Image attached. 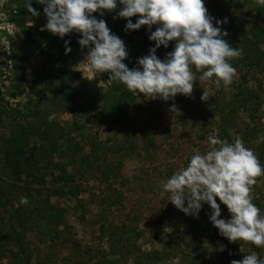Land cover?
I'll list each match as a JSON object with an SVG mask.
<instances>
[{"label": "rangeland", "instance_id": "374dc122", "mask_svg": "<svg viewBox=\"0 0 264 264\" xmlns=\"http://www.w3.org/2000/svg\"><path fill=\"white\" fill-rule=\"evenodd\" d=\"M212 1L203 3L216 21V12L221 7L215 9ZM19 3L22 0H0V97L4 99L0 101V137L8 136L18 123L26 126L33 122L31 117L24 116L30 108L28 101L33 100L28 92L32 82L37 88L45 81L52 86L67 83L79 88L76 100L86 114L66 111L56 115L62 137L58 138L52 155L48 152L51 139L32 140L45 159L34 171L38 177L44 176L45 181L44 189L40 188L42 194L36 192L34 198L48 196L56 212L62 213L63 222L44 216L43 208L32 202L27 209L32 212L30 221L24 229L19 228L13 222L14 217L9 218L14 216L18 198L25 196L19 187L26 184L35 188L40 184H30L24 178L25 182L12 186L0 174V189L12 193L5 191L6 198H2V203L8 205L7 211L0 208V240L5 250L0 264H230L250 251L264 258V246L241 240L230 242L220 235L208 219L211 209L206 203L197 217L185 215L167 202L163 190V182L187 164L194 150L203 153L208 149L209 135L228 142L238 135L264 165V66L237 68V75L227 87L215 88L197 79L190 95L177 94L167 101L147 99L133 92L130 101H117L124 108L121 116L116 117L105 109L109 104L102 108L105 102L110 103L113 94H118L110 93L112 81H107L104 73H90L81 63L88 48L68 45L71 51L60 58L55 54L57 46L50 44L54 39L64 44L66 37L75 39L77 34L73 31L60 38L47 30L41 31L46 23L44 6L36 17L27 15L17 23L10 21ZM259 5L253 0L245 7L233 8L230 15L239 17L242 31L259 25L262 34L258 47L264 51V13H256ZM119 8L118 4L116 10L103 14L120 23L125 18L114 19ZM127 19L134 23L137 16ZM157 26L144 27L145 42L137 37V43L130 44L134 47L135 61L154 46L148 35ZM25 33H31L27 39L34 42L42 40L40 47L44 53H50V58L33 50V43L25 40ZM170 42L167 48L156 49L160 59L172 50L175 42ZM10 44L30 53L25 68L20 61L15 65L8 62ZM230 45L242 49V55L231 61L243 59L249 52L241 44ZM19 75H23L24 92L11 98ZM203 91L208 95L206 101L200 100ZM172 104L179 115L170 111ZM49 155L50 163L46 162ZM84 157L88 164L81 161ZM106 167L112 168L108 173L112 178L101 175ZM62 169L65 173L60 175ZM66 175L70 178L66 179ZM256 181L250 186L249 195L260 215H264V176ZM216 202L221 210L219 218L230 219L226 206L218 199Z\"/></svg>", "mask_w": 264, "mask_h": 264}, {"label": "clouds", "instance_id": "9594fccd", "mask_svg": "<svg viewBox=\"0 0 264 264\" xmlns=\"http://www.w3.org/2000/svg\"><path fill=\"white\" fill-rule=\"evenodd\" d=\"M43 5L46 23L40 29L62 38L69 32H77V43L81 49L88 48L83 62L84 68L93 74L109 73L107 81L123 84L129 91L143 94L147 99L167 101L177 94L190 95L193 83L198 79L209 82L215 88L227 87L237 75L229 62L239 58L242 49L232 47L227 40L221 23L213 24L204 7L203 0H36ZM264 5V0H257ZM115 18H125L126 31L138 30L141 26L151 29L149 41H154L147 55L137 58L138 67L129 68L123 61L128 56L124 42L107 27L105 20L97 19L92 13L117 9ZM24 8L31 17L38 12L25 0ZM137 16L133 23L130 17ZM174 46L162 60L156 49ZM69 41H64L65 54L71 51ZM89 45L91 47L89 48ZM195 70V71H194ZM196 72L200 75L197 76ZM208 95L203 91L201 101ZM170 111L179 115L174 104ZM51 113L48 119L55 118ZM208 149L201 153L194 150L185 166L174 171L164 182L167 202L185 215L197 217L206 203L211 209L208 219L219 234L230 242L248 241L264 246V215L252 203L249 195L256 178L264 176V165L252 149L245 146L237 135L232 142L216 135L207 137ZM230 213L227 221L220 217V206ZM18 206L27 205V196L18 198ZM223 250V246L221 249ZM230 264H264L255 251L245 254Z\"/></svg>", "mask_w": 264, "mask_h": 264}, {"label": "trees", "instance_id": "16d2710c", "mask_svg": "<svg viewBox=\"0 0 264 264\" xmlns=\"http://www.w3.org/2000/svg\"><path fill=\"white\" fill-rule=\"evenodd\" d=\"M252 1L253 0L212 1L215 9H220L219 7H221V9L216 12L218 20L224 21L226 18V23L224 25H220L221 30L227 32V36H225L224 39L227 40L229 44H241L247 47V50L249 51L248 53H246L243 59L232 61L229 60L231 65L236 70L237 68L240 69L241 67L248 69L258 67L261 69L264 66V51H261L258 47V43L261 40L260 35L262 34L259 25H252L248 28L247 31H242L241 21L239 17L230 15V11L233 8L245 7ZM24 2L25 0H22V3H19L16 6L15 12L10 16V21L17 23V21H19L22 17L29 15L24 8ZM31 6L38 12V14L41 12V9L43 7V5L38 4L36 0H31ZM256 13L259 15L264 13V5H259L256 8ZM92 15L97 19L105 20L106 25L111 30V32L117 35L124 42L128 51V56L123 62L130 69L133 67H138L136 61L133 58L132 49L134 47H131L130 44H136L137 37H140L143 42L146 41L147 36L144 30V27L146 26H142L138 30L126 31L124 29L126 19L120 23H116V21H111V19L106 17L103 13H93ZM213 24L215 25V21H213ZM75 34H77L75 39L68 38V45L73 48H80L77 43L78 39L80 38V34L77 32H75ZM25 35V40H29V42L33 43V50H38L45 56V58H50V53H44V51L40 47L42 40L34 42L32 41V39H27L29 38V36H32L31 33H25ZM34 39L36 40V38ZM50 44H54L57 46L55 49V54L60 58H63L67 55L65 54V47L63 43L58 44V41L56 43L54 39ZM169 44H171L170 41ZM15 46V44H10V47H8V62L15 65L17 61H20L22 67L25 68V63L30 56V53H28L24 48L20 49ZM163 48L164 47L161 46L157 50H162ZM243 60H245V62H243ZM104 76L108 77L109 73L105 72ZM22 80L23 75H19L18 83L15 84L16 92L12 96H10L11 98H15L16 96H19L24 92L21 87ZM43 80L45 81L44 78L42 79V82ZM112 83L113 89L110 93H115V95L116 93L118 94L117 96H114L113 94L112 97H110V99L108 100V102L110 103L105 102L102 108L105 107V105L109 104V106L105 107V109L108 108V110L115 114L116 117H119L121 116L124 107H122V104L118 103L117 101H130L131 99H133V92L129 91L123 84L119 82L112 81ZM36 88L37 87L35 82L30 83L28 86V92L33 96V100L28 101V105L30 106V108L27 109V113L24 115L31 117L33 119V122L27 123L26 126L15 123L16 125L14 126V129L10 131L11 133H9L8 136L0 137V174L3 175L4 178L8 179L11 182L12 186H15L13 183L16 182H25L24 178H26L28 182H30V184H40L39 187L35 188L28 187L26 184L19 187L21 190L25 191V196H27L28 198V204L20 206L17 205V208L13 211L14 216L9 215V218L14 217L13 222L16 223V225L21 229H24L30 221V215L32 212H29L27 209L32 202L36 204V206L43 208L42 211L44 216H47L49 219L54 220V222L61 223L64 221L62 213L56 212V208L52 204H50L48 196H45L40 200L34 198L36 196V192L42 194L41 189H44L45 182L44 176L38 177L34 171L36 170L38 164L42 161H45V159L43 158V155L41 153H38V150L34 145L35 143L33 142V138H39L45 141L51 139L50 141L52 142H50L49 144L48 152H50V155H52L51 151H54L56 149L58 138L62 137V133L59 132V130L62 131V129L58 127V124L55 122V118L50 121L48 119V116L51 113H55L57 115L58 113L66 111L71 113L80 111V115L86 114V110H81V105H79L76 100V93L79 91V88L72 87L67 83H60L58 86H52L48 81H45L41 88ZM0 101L3 102L4 99L0 97ZM93 107L92 109H94ZM15 112L16 111H14V113ZM10 113L12 116H14L12 114L13 112ZM120 122L123 123V119H121ZM50 155L47 157L49 158L46 161L48 163L51 162L50 159L52 160V156ZM81 161L85 164L89 163L87 157L82 158ZM57 168L59 169V166ZM111 170L112 168L106 167L101 170V175L106 179L112 178L113 175H108V173H111ZM62 173H65V169H62L60 171V175ZM68 178H70V175H66V179ZM259 178H261V176L257 177L256 179ZM5 191L3 189H0V208L3 207L5 208L4 210L7 211L8 205L2 203V198H6ZM6 192H9L10 195L12 194L9 190ZM55 193L60 192L55 191ZM11 198L13 200V196ZM12 200L7 201L11 203ZM0 234H2L1 230ZM4 256L5 250L2 241L0 240V260Z\"/></svg>", "mask_w": 264, "mask_h": 264}]
</instances>
